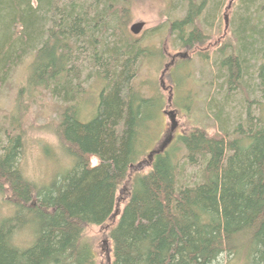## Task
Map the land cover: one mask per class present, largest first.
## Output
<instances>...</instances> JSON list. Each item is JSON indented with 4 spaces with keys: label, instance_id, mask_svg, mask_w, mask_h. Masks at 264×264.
<instances>
[{
    "label": "trees",
    "instance_id": "trees-1",
    "mask_svg": "<svg viewBox=\"0 0 264 264\" xmlns=\"http://www.w3.org/2000/svg\"><path fill=\"white\" fill-rule=\"evenodd\" d=\"M184 1L187 16L169 26L181 47L192 49L186 30L201 29L207 0ZM133 2L0 0V91L29 58L12 124L16 133L8 132L0 147V194L10 196L14 209L0 220V264H100L98 240L88 234L97 227L107 229L110 264H222L224 256L264 264V116L256 120L249 111L246 123L239 120L231 130L227 93V101L211 109L221 129L216 135L202 128L182 134L152 159L151 150L150 169L140 172L147 153L142 135L165 103L162 95L147 97L135 88L137 63L151 51L127 34ZM263 11L264 0H242L236 43L221 49L229 90L248 92L253 61V77L264 91ZM79 50L103 83L96 116L87 123L78 115L81 73L72 57ZM40 90L66 105L54 130L60 152L72 160L45 185L26 178L19 166L24 97ZM181 150L189 164L201 167L190 186L180 180ZM123 191L126 205L117 210ZM25 229L30 242L18 245L15 234Z\"/></svg>",
    "mask_w": 264,
    "mask_h": 264
},
{
    "label": "rangeland",
    "instance_id": "rangeland-1",
    "mask_svg": "<svg viewBox=\"0 0 264 264\" xmlns=\"http://www.w3.org/2000/svg\"><path fill=\"white\" fill-rule=\"evenodd\" d=\"M195 1L200 3L203 0ZM241 3L242 0H226L224 4L223 0L221 2L219 0L216 8L213 6V0H207V7L199 18L200 23L197 24L208 33L207 36L211 39L203 44L193 43L192 49L181 47L178 35L172 33L169 26L171 22L182 20L187 16V1L138 0L132 4L131 22L127 27V34L133 40H138L142 47H148L151 51L148 56L139 59L137 63L138 74L135 79V88L141 90L147 97L158 94L167 101L169 86L173 81L170 76L174 74L175 97L173 101L178 103L176 105L178 107L176 108L177 118H175L179 123L178 132H190L195 128H202L207 129L209 134L216 135L221 129L212 111L218 108L223 101H227V93L231 98L225 112L230 115L227 126L231 127V130L240 121L242 124L246 123L249 111L253 119L257 120L260 116H264V91L257 86V80L255 76L253 77L257 68H252V66L256 63L253 61L249 63L251 70H248V76H252V80L249 81L250 77H247L250 87L246 93L235 87L228 89L229 86L225 82L226 70L221 67L223 58L221 49L224 50L223 47L226 44L236 43V37L233 34L241 12ZM225 15L228 16L229 21L227 28ZM139 22L145 23L144 29L139 35H133L129 27ZM108 34L110 39L112 31ZM220 36L223 38L222 42L218 41ZM73 54V66L81 73L79 80L82 94L77 101L80 108L78 115L83 123H87L96 116L97 100L103 83L95 78V71L91 70L92 66L86 54H82L80 50ZM179 54L184 57L175 61L172 66L174 68L170 67L172 70L168 71L166 67L171 63V57ZM188 54L190 56H187ZM28 61L29 58L16 68L8 84L0 91V147L6 145L8 132L12 136L16 133V130H12V124L14 117L17 116V97L25 82ZM162 73H164V78ZM24 99L27 109L25 115L22 116V125L26 130V137L19 166L26 178L38 185H45L50 183L55 175L64 174L72 166V160L60 152V144L54 130V127L61 121V112L66 105L62 103V100L53 98L51 93L45 90L37 91L32 97L25 96ZM171 125L170 118L162 114L144 131L142 136L145 141L141 148L147 153L141 159L144 160L145 166L141 167L143 169L140 172H147L150 169V165H147V155L155 147H160L161 143L167 139ZM166 147H171V145ZM183 156H185L183 150L177 151L179 171L182 173L180 180L182 184L190 186L200 178L201 167L192 166ZM91 163L96 165L97 160L94 159ZM127 194L126 191L120 192L117 210L126 205ZM9 197L7 194H0V220L11 216L14 212L12 204L8 202ZM115 221H118L117 217L113 223ZM106 231V227H97L88 232L89 236L98 240L96 247L100 264H110L112 247L106 238ZM15 235L18 245L27 246L29 244L31 235L29 230L25 229ZM222 264H245V262L242 256L231 257V260L224 256Z\"/></svg>",
    "mask_w": 264,
    "mask_h": 264
},
{
    "label": "flooded vegetation",
    "instance_id": "flooded-vegetation-1",
    "mask_svg": "<svg viewBox=\"0 0 264 264\" xmlns=\"http://www.w3.org/2000/svg\"><path fill=\"white\" fill-rule=\"evenodd\" d=\"M227 18H228V16L225 15V20H227ZM228 22L229 21H226V23H225L226 24V28L229 26ZM197 30H198V32L196 34L195 33L196 28L191 27L190 25H188L187 30H186L187 37H185V41H191V44H193L195 42L196 43L199 42V43L203 44L204 42H206V41H208V40L211 39V37L207 36L208 33H206L205 31H203V29H197ZM192 36H193V38H192ZM222 39H223L222 36H220L218 38V41L219 42L220 41L222 42ZM215 44H217V42ZM181 55L182 54H179V55H176L174 57H171V61H170L171 63L168 64V66L166 67V69L168 71H169V69H171V68L173 69L174 68L172 66L175 64V61H177L181 57ZM187 56H190V55L188 54ZM182 57H184V56H182ZM163 74L164 73H162L161 75L164 78V75ZM173 77H174V74L172 76H170V79H172L173 81H172V84L169 86L170 88H169V98H167L168 100L167 101L165 99L163 100L164 103H165V105H164V110H162L163 111L162 114L165 115V116H167V117H169L170 118V122L172 123V125H171V127H170V129L168 131L170 134L167 137V139H165L161 143V146L160 147H155V149L152 151L153 154L154 153H160V152L166 150L167 149L166 146L172 145V143L175 142L180 135L189 133V132H183V131L178 132V130H177V126L179 125V123H177V120L175 118H177V111H176L177 109L176 108H178V107L176 105L178 103H175V101H173V97H175V86H174L175 85V82H174ZM151 159H150V161H152Z\"/></svg>",
    "mask_w": 264,
    "mask_h": 264
},
{
    "label": "water",
    "instance_id": "water-1",
    "mask_svg": "<svg viewBox=\"0 0 264 264\" xmlns=\"http://www.w3.org/2000/svg\"><path fill=\"white\" fill-rule=\"evenodd\" d=\"M233 2V1H232ZM228 21V18L227 20ZM145 23L144 22H139V23H135L132 26H130V31L133 35H139L143 29H144ZM159 152V151H158ZM153 156V153L150 155V158Z\"/></svg>",
    "mask_w": 264,
    "mask_h": 264
}]
</instances>
